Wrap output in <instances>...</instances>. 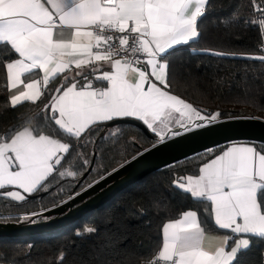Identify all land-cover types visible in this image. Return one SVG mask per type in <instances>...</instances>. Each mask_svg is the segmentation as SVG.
Listing matches in <instances>:
<instances>
[{"label": "snow or ice", "instance_id": "1", "mask_svg": "<svg viewBox=\"0 0 264 264\" xmlns=\"http://www.w3.org/2000/svg\"><path fill=\"white\" fill-rule=\"evenodd\" d=\"M252 4L255 8L257 0ZM215 10L212 0H0V67L11 93L8 106L47 101L21 125L0 133V198L23 202L24 194L48 191L52 178L78 180L92 160L77 152L63 167L73 149L65 139L81 142L77 147L109 138L115 142L119 127L85 140L106 122L133 118L155 134V142L132 160L222 123L223 112L194 107L172 93L168 59L178 47L198 41L201 20ZM260 13L264 16V8ZM259 27L264 34V18ZM248 58L264 61V56ZM33 73L42 75L27 79ZM215 151L204 150L202 155L212 158L201 164L198 175L172 181L183 193L205 203L207 219L189 209L166 221L161 246L142 264H246L252 249L264 248V154L238 144L225 146L219 155ZM90 155H97L95 149ZM76 160L81 161L79 169L73 168ZM51 210L41 208L0 221L36 224L47 221L44 213ZM209 221L217 231L229 234H213L203 226ZM84 231L91 234L97 229ZM64 256L62 252L57 264ZM262 261L264 255L252 264Z\"/></svg>", "mask_w": 264, "mask_h": 264}, {"label": "trees", "instance_id": "2", "mask_svg": "<svg viewBox=\"0 0 264 264\" xmlns=\"http://www.w3.org/2000/svg\"><path fill=\"white\" fill-rule=\"evenodd\" d=\"M212 3L217 10L201 20L198 41L178 47L168 57L172 93L194 107L223 112V120L228 117L264 119V61L248 58L264 56V34L259 27V20L264 18L260 13L264 0H257L255 8L252 0H212ZM203 49L228 55H211ZM58 83L59 80L54 81L50 87ZM10 94L6 74L0 67V133L21 125L27 116L47 102L46 99L37 104L25 102L12 109L8 106ZM107 123L91 131L85 140L103 136L119 127L115 142L109 138L95 145L89 143L77 147L81 142L65 139L73 149L63 167L68 166L77 152L92 160L89 170L78 180L52 178L48 191L28 194L23 202L0 198V217L52 208L112 172L156 140L154 133L149 136L133 124L106 127ZM253 143L264 152V144ZM224 145L213 148L215 153ZM94 149L97 155L92 157L90 154ZM202 153L150 172L116 192L102 205L56 230L0 237V255L6 257L0 258V264H57L62 252L65 253L62 264H141L160 247L161 228L165 221L176 219L189 209L197 210L201 220L207 219L203 211L205 203L197 202L172 184L179 176L199 171L201 164L211 157H204ZM80 164L81 161L76 160L73 168L79 169ZM203 226L217 232L211 221ZM90 227L96 228L97 232L89 234L84 231ZM261 255H264V248L252 249L246 264H252Z\"/></svg>", "mask_w": 264, "mask_h": 264}, {"label": "water", "instance_id": "3", "mask_svg": "<svg viewBox=\"0 0 264 264\" xmlns=\"http://www.w3.org/2000/svg\"><path fill=\"white\" fill-rule=\"evenodd\" d=\"M119 123L133 124L152 136V132L142 122L130 118L109 122L106 127ZM234 141H251L264 144V119L259 117L224 119L222 123L210 128L178 137L167 145L153 149L135 160L131 158L128 160L131 161L130 163H123L124 167L119 166L116 168L119 169L118 171L110 172L111 175H105L104 179L98 180L99 183H92L91 188H88L86 192H82L75 199H67V204L52 207L51 211L45 212L44 215L49 217L47 221L36 224L0 221V237L33 235L56 230L102 205L116 192L150 172L204 152L206 148H215ZM180 177H184V175L179 176L177 179Z\"/></svg>", "mask_w": 264, "mask_h": 264}, {"label": "crops", "instance_id": "4", "mask_svg": "<svg viewBox=\"0 0 264 264\" xmlns=\"http://www.w3.org/2000/svg\"><path fill=\"white\" fill-rule=\"evenodd\" d=\"M40 75H42V73H33V74H31L30 76H28L27 77V79H36V78H39V76ZM68 75H71V73H68ZM175 95V94H174ZM178 115V114H177ZM130 119H133V118H130ZM231 144H238V145H248V146H253V147H255L256 148V150L258 151V152H261L262 154H264V152H262L253 142H251V141H234V142H229V143H227V144H225L224 146H222L221 147V149H219L215 154L216 155H219L220 154V150H222L225 146H229V145H231ZM212 158V156L209 158V159H211ZM208 159V160H209ZM205 162H207V160L205 161ZM199 174V171L196 173V174H187V175H185V176H188V175H198ZM184 176V177H185ZM7 190H13V189H11V188H8ZM22 191V190H21ZM22 194H24V193H22ZM25 196H27L28 194H24ZM179 218V217H178ZM177 219V218H176ZM166 222V221H165ZM164 222V223H165ZM163 223V224H164ZM213 234H215V235H224V234H229V233H227L226 231H217V232H213ZM161 244H162V232H161ZM161 246V245H160ZM159 249V248H158ZM158 251V250H157Z\"/></svg>", "mask_w": 264, "mask_h": 264}, {"label": "built area", "instance_id": "5", "mask_svg": "<svg viewBox=\"0 0 264 264\" xmlns=\"http://www.w3.org/2000/svg\"><path fill=\"white\" fill-rule=\"evenodd\" d=\"M152 255H153V254H152ZM150 257H151V255H150L149 257H147V258H150ZM145 259H146V258H145ZM143 260H144V259H143ZM143 260H142V261H143ZM141 264H142V262H141ZM262 264H264V261H262Z\"/></svg>", "mask_w": 264, "mask_h": 264}, {"label": "rangeland", "instance_id": "6", "mask_svg": "<svg viewBox=\"0 0 264 264\" xmlns=\"http://www.w3.org/2000/svg\"><path fill=\"white\" fill-rule=\"evenodd\" d=\"M14 221V220H13Z\"/></svg>", "mask_w": 264, "mask_h": 264}]
</instances>
